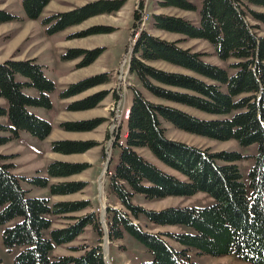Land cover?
<instances>
[{"label": "trees", "instance_id": "trees-1", "mask_svg": "<svg viewBox=\"0 0 264 264\" xmlns=\"http://www.w3.org/2000/svg\"><path fill=\"white\" fill-rule=\"evenodd\" d=\"M51 0H22L25 17H39ZM200 2L199 24L179 15L152 13L151 25L157 30L176 33L191 39H203L211 44L217 56L232 69L206 62L202 54L179 45L180 40H168L146 29L134 30L128 72L138 79L128 106L127 131L119 140L120 151L116 165L108 177L110 193L122 209L109 208L108 238L121 239L127 232L139 241L151 258L141 264H195L189 260L190 248L212 256L233 255L245 264H264V36H259L246 20L239 0H197ZM264 7V0H242ZM126 0H92L67 11L56 12L44 20L53 21L49 33L63 31L86 19L118 11ZM160 7L194 11L190 0H156ZM140 7V6H139ZM253 18L264 23V12L250 10ZM133 18L141 21L134 10ZM21 19L0 8V24ZM140 27V26H139ZM108 28L94 25L74 32L69 37H84L107 33ZM98 48H68L61 61L77 58L76 68L91 64L101 54ZM164 62L176 69L154 65ZM106 72L94 74L70 83L60 93L61 98L79 94L106 83ZM55 82L48 78L43 65L35 58H8L0 62V145L27 131L38 139L51 132V123L29 110V107L50 109L49 93ZM149 95H147L146 93ZM103 92L88 95L67 105L68 110L95 107ZM177 105L188 106L212 114H226L221 119H203ZM161 119L189 133L225 141L234 139L242 146L257 145L253 164L247 171V183L237 161L244 158L236 151H212L182 141L169 139ZM101 119L63 121L67 131H89ZM118 137L120 134H117ZM97 145L93 140H55L53 152L76 154ZM148 149L161 163L181 177L169 173L145 159L139 149ZM0 154V226L2 241L7 249L20 247L14 264H105L99 243L82 245L79 255L53 257L56 246L67 244L80 235L88 225L100 237L102 231L94 212L75 217L63 227H52L51 214H67L85 209L89 200H65L50 204L47 197H31L21 186V177L12 172L13 164ZM86 162L54 160L46 166V176L24 178L33 186L47 187L51 195H66L80 191L85 182L61 181L49 184V178H63L87 169ZM204 192L212 202L204 206H168L145 208L133 203L134 194L147 200L169 196H191ZM161 226L182 225L188 230L151 232L135 220ZM12 222V223H10ZM10 223V224H9ZM146 226V225H145ZM147 227V226H146ZM182 246L178 249L163 237Z\"/></svg>", "mask_w": 264, "mask_h": 264}, {"label": "rangeland", "instance_id": "rangeland-1", "mask_svg": "<svg viewBox=\"0 0 264 264\" xmlns=\"http://www.w3.org/2000/svg\"><path fill=\"white\" fill-rule=\"evenodd\" d=\"M83 1L85 0H51L38 18L30 20L25 17L22 0H0V8H5L21 18L0 25V61L11 58V56L26 58L33 53L36 60L43 65L45 75L55 82V89L49 93L52 104L50 109L29 107L30 111L51 123L52 129L49 135L44 139H38L27 131H19L18 137L0 145V154L8 156L6 161L13 164L12 172L22 178L21 186L27 190L28 196L47 197L50 204L65 200L90 201V205L85 209L67 214H51L52 227L66 226L73 223L75 217L94 212L102 235L99 237L93 230V227L88 225L73 241L56 246L52 252L53 257L60 255H79L81 251L76 248L85 244L94 245L99 243L105 247V254L107 255L105 264H141L142 262L150 260L151 255L134 237L127 232H123L121 239L118 240H110L106 237L108 233L106 224L108 209H122L116 198L110 193L108 187L110 170L116 165L120 151L119 145L116 142L119 143V140H123V135L127 131V122L122 121V119L124 110L132 102L134 88L141 89L136 76L128 72V62L135 38L134 30L146 29L168 40L179 39L180 46L189 47L194 51L200 52L203 60L226 68L229 73H232L233 70L228 67V64L233 62L234 59L231 58L226 61L220 59L211 44L203 39L185 38L180 34L168 33L152 27L151 14L157 10H162L166 12L165 14L171 15H177L179 13V16H183L193 24L198 25L200 2L197 0H190L196 4L194 11L163 8L157 4L156 0H147L144 6L150 17L145 20L144 25L133 18L134 10L140 13L138 5L141 1L126 0L124 5L116 12L90 17L82 23L60 32L49 33L47 31L53 21L44 20L46 17L58 11H67L74 7V5H82L85 3H82ZM239 3L246 13V20L253 26V30L259 36H264V23L255 20L250 11L264 12V7L249 4L242 0ZM94 25L108 28V32L84 37H69L74 32L87 29ZM72 47L83 49L98 48L102 52L91 64L76 68L75 65L80 58L70 61L60 60V55ZM154 65L177 70V68L164 62H155ZM103 72L108 74V82L91 87L74 96L61 98V91L70 83ZM100 92H103L104 97L95 107L77 111L67 109V105L71 102ZM184 107L186 112L203 119H221L228 117L226 114H212L192 107ZM94 118L101 119V123L89 131H67L59 125L63 121ZM0 122L6 123V117H1ZM161 122L165 128V134L169 139L199 147H207L212 151L227 150L239 152L244 158L238 160L237 164L242 173L243 181L247 183V171L253 164L252 156L256 154V144L242 146L234 139L221 141L178 129L164 119H161ZM117 134H120V136L118 137ZM0 135H8V133L0 132ZM64 139L93 140L97 145L85 152L76 154L65 155L53 152L51 150L52 142ZM140 154L157 167L169 173H174L172 169L161 163L148 149L142 150ZM54 160L86 162L89 164V167L80 173L68 177H50L49 184L61 181L80 180L85 182V187L71 194L51 195L49 186L37 187L24 180V178H31L35 175L46 176V166ZM132 200L135 204L151 209H161L168 206H204L212 202V198L204 192H198L191 196H171L155 200H147L140 194H134ZM145 222L143 217L135 220V223H138L141 228L156 233L162 232L164 234L170 231L178 232L181 229L188 230L182 225L159 227L148 223L149 226L146 227ZM2 229L3 226H0V264H14V256L20 247L15 246L12 249H7L2 241ZM163 237L175 248H181L180 245L170 238ZM106 242H108V246H106ZM187 255L189 260L195 264H244L243 261L233 255L212 256L199 253L193 248L188 249Z\"/></svg>", "mask_w": 264, "mask_h": 264}, {"label": "crops", "instance_id": "crops-1", "mask_svg": "<svg viewBox=\"0 0 264 264\" xmlns=\"http://www.w3.org/2000/svg\"><path fill=\"white\" fill-rule=\"evenodd\" d=\"M86 1L87 0H85V1H83L82 3H86ZM91 1V0H90ZM88 2V1H87ZM82 3H80V4H82ZM79 6V5H78ZM74 7H75V5H74ZM73 8V7H72ZM71 8V9H72ZM160 8V7H159ZM163 8H173V7H163ZM161 9V8H160ZM180 10V9H179ZM184 11V10H183ZM58 12H61V11H58ZM56 13V12H55ZM152 13H166V12H163L162 10H157V11H154V12H152ZM177 15H179V13L177 14ZM1 25V24H0ZM28 51V50H27ZM11 58H14V59H27V58H35L36 59V57H34V54L32 53V55L31 56H29V57H26V58H16V57H14V56H11ZM7 59V58H6ZM6 59H4V60H6ZM3 60V61H4ZM0 62H2V61H0ZM38 62V61H37ZM39 63V62H38ZM41 64V63H40ZM72 70V69H71ZM70 71V70H69ZM0 105H6V102H5V100L4 99H2V98H0ZM178 106V105H177ZM179 108H182V109H185V107L184 106H178ZM142 150H144L143 148L142 149H139L138 151L139 152H141ZM162 169V168H161ZM164 170V169H163ZM166 171V170H165ZM172 174H174V175H176V176H178V177H181V176H179L178 174H177V172H175L174 171V173H172ZM198 193V192H197ZM169 197H171V196H169ZM165 198H167V197H165ZM145 225L148 227L149 226V224H146L145 223ZM155 226H158V225H155ZM167 226V225H166ZM170 226V225H169ZM173 226V225H172ZM159 227H162L161 225H159ZM185 229H181V230H179V231H184ZM179 245V244H178ZM181 248H182V246H180ZM245 264V263H244Z\"/></svg>", "mask_w": 264, "mask_h": 264}, {"label": "built area", "instance_id": "built-area-1", "mask_svg": "<svg viewBox=\"0 0 264 264\" xmlns=\"http://www.w3.org/2000/svg\"><path fill=\"white\" fill-rule=\"evenodd\" d=\"M140 1H141V3L138 5V6H140L139 7V9H140L139 11L141 13V21L140 22H141L142 25H144L145 24V20H147V18L150 17V15L146 12L145 6H144V4L147 3V0H140ZM128 113H129V109L126 108L124 110L123 118H127L128 117Z\"/></svg>", "mask_w": 264, "mask_h": 264}, {"label": "water", "instance_id": "water-1", "mask_svg": "<svg viewBox=\"0 0 264 264\" xmlns=\"http://www.w3.org/2000/svg\"><path fill=\"white\" fill-rule=\"evenodd\" d=\"M106 237L108 238V233L106 234ZM101 247H102V251H103V258H104V260H105V262H106V259H107V255L105 254V247H104V245H101Z\"/></svg>", "mask_w": 264, "mask_h": 264}, {"label": "bare ground", "instance_id": "bare-ground-1", "mask_svg": "<svg viewBox=\"0 0 264 264\" xmlns=\"http://www.w3.org/2000/svg\"><path fill=\"white\" fill-rule=\"evenodd\" d=\"M106 246H108V242H106ZM106 249H107V247H106ZM106 253V252H105Z\"/></svg>", "mask_w": 264, "mask_h": 264}]
</instances>
